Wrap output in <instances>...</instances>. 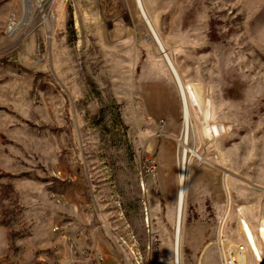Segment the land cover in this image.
<instances>
[{
  "label": "rangeland",
  "instance_id": "374dc122",
  "mask_svg": "<svg viewBox=\"0 0 264 264\" xmlns=\"http://www.w3.org/2000/svg\"><path fill=\"white\" fill-rule=\"evenodd\" d=\"M141 1L188 135L137 0H0V264L264 260V0Z\"/></svg>",
  "mask_w": 264,
  "mask_h": 264
},
{
  "label": "bare ground",
  "instance_id": "6f19581e",
  "mask_svg": "<svg viewBox=\"0 0 264 264\" xmlns=\"http://www.w3.org/2000/svg\"><path fill=\"white\" fill-rule=\"evenodd\" d=\"M58 2V0H52L51 2V8L52 10L54 11V7H56V3ZM142 1L141 0H137V4L141 10V13L143 15V18L145 19V22L147 24V26L150 28L151 32H152V35L154 37V40L157 42L160 50L162 51L166 61L168 62L176 80H177V83L179 85V89L181 91V94H182V98H183V104H184V121H185V132L186 134L188 135L189 132V127H190V114H189V109H188V103H187V95H186V91H185V88L183 86V83L181 82L180 78H179V75L177 73V70L176 68L174 67L172 61L170 60L169 56L167 55L157 33L155 32L152 24L150 23L144 9H143V6H142ZM27 5H30V4H27ZM25 5V17L27 19V16H28V12L30 10V7ZM28 11V12H27ZM30 13V12H29ZM8 27H10V23L8 25ZM195 99V98H194ZM187 140L184 141V170L181 172V176H180V192H179V202H178V211H177V224H176V255H177V258H178V252H179V240H180V233H181V226H182V213H183V206H184V200H185V192H186V186H187V175H186V164H187V153L190 152L192 153L194 156H197L195 154V152H193L192 150L188 149L187 147ZM199 157V156H198ZM201 159V158H199ZM202 160V159H201ZM241 228H242V231H243V234H244V237H245V240L248 244V247L251 251V253L253 254V256L255 257L256 261L258 262V260H261V251L259 249V247L257 246V243H256V238H255V235L254 233L252 232V230L250 229V227L248 226V224L243 221L241 223ZM261 237L264 239V232L261 231Z\"/></svg>",
  "mask_w": 264,
  "mask_h": 264
},
{
  "label": "built area",
  "instance_id": "2783aa9c",
  "mask_svg": "<svg viewBox=\"0 0 264 264\" xmlns=\"http://www.w3.org/2000/svg\"><path fill=\"white\" fill-rule=\"evenodd\" d=\"M22 2L24 6L30 4L27 5L30 7L28 23L30 22V17H32V12L36 13V16L39 15V24L43 26L49 37H51L54 28V11L51 8L52 0H22ZM19 25L20 19L18 20L16 16H13L10 21V27H7V34H14L18 30ZM262 225L264 226V223H262ZM60 229L61 228L57 226L55 232H59ZM262 229L263 227L259 229L260 236ZM219 248L222 254V264H244V254L246 253V247L244 245L234 248L233 246L226 244L221 236L219 240ZM261 261L262 260H258V263Z\"/></svg>",
  "mask_w": 264,
  "mask_h": 264
},
{
  "label": "water",
  "instance_id": "95a60500",
  "mask_svg": "<svg viewBox=\"0 0 264 264\" xmlns=\"http://www.w3.org/2000/svg\"><path fill=\"white\" fill-rule=\"evenodd\" d=\"M260 264H264V260H262V261L260 262Z\"/></svg>",
  "mask_w": 264,
  "mask_h": 264
}]
</instances>
